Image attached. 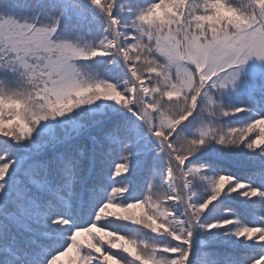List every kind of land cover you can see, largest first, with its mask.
I'll return each mask as SVG.
<instances>
[{"label":"snow or ice","instance_id":"6c2138e0","mask_svg":"<svg viewBox=\"0 0 264 264\" xmlns=\"http://www.w3.org/2000/svg\"><path fill=\"white\" fill-rule=\"evenodd\" d=\"M0 264H264V0H0Z\"/></svg>","mask_w":264,"mask_h":264}]
</instances>
